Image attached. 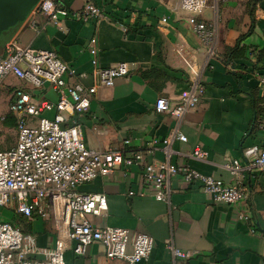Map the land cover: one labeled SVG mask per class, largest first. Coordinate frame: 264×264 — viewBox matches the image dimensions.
Listing matches in <instances>:
<instances>
[{
	"label": "crops",
	"instance_id": "obj_1",
	"mask_svg": "<svg viewBox=\"0 0 264 264\" xmlns=\"http://www.w3.org/2000/svg\"><path fill=\"white\" fill-rule=\"evenodd\" d=\"M172 1L61 0L60 7L67 11L91 3L101 17L50 21L37 14L36 28L23 25L10 42L55 52L76 75L86 76L84 85L96 86L89 111L74 119L88 149L125 155L138 152L144 163L156 164L165 160L162 141L170 138L172 164L246 191L245 199L233 205L214 203L198 184L187 185L177 175L170 180L166 201H157L150 189L141 186V165L119 167L78 188L80 193L106 195L107 216H90L92 224L152 237L153 250L138 264H169L172 257L167 244L190 253L185 264H264V169L245 156L253 146L264 149V92L257 78L264 72V0L209 2L201 16L214 28L212 56L190 31L187 15L170 11ZM178 45L193 53L196 75L182 67L175 54ZM119 62L129 64V73L115 79L111 88L99 86L96 68ZM195 86L203 93L192 112L174 118L155 111L157 99L174 105L183 91H194ZM18 87L37 98L56 100L48 86L39 91L12 76L2 80L0 118L5 120L0 119V151L16 142L15 116L8 113L7 105ZM12 128L13 141L5 142L3 132ZM178 135L186 141H179ZM195 148L206 153L205 159L191 156ZM232 161H238V170L229 169ZM130 191L136 196L128 197ZM10 221L24 234L33 235L39 248L53 247L50 214L29 221L14 213ZM73 247L72 242L64 253L67 263L128 264L107 259L98 243L89 245L81 256L74 254Z\"/></svg>",
	"mask_w": 264,
	"mask_h": 264
},
{
	"label": "built area",
	"instance_id": "obj_2",
	"mask_svg": "<svg viewBox=\"0 0 264 264\" xmlns=\"http://www.w3.org/2000/svg\"><path fill=\"white\" fill-rule=\"evenodd\" d=\"M210 1L220 4L229 0H173L170 11L187 15L190 31L200 40L206 53L212 56L214 28L201 16ZM60 2L40 0L23 25L35 29L37 14L50 21H57L59 17L77 21L101 17L98 8L91 3L77 11H67L60 7ZM94 43L92 39L90 44ZM4 51L0 57V82L12 76L33 90L41 91L48 86L56 100L37 98L19 87L11 92L7 111L15 116L16 142L12 148L0 151V208L13 209L29 221L46 219L50 214L55 243L50 248H39L33 235L24 234L0 218V264H76L64 260V253L72 242L77 256L83 255L89 245L98 243L104 247L107 259L124 260L128 264H138L147 259L154 247L152 237L125 228L92 224L90 216H107L106 195L78 191L80 186L92 182L97 176L109 175L119 167L141 165V186L150 189L157 201H166L170 180L177 175L187 185L198 184L214 203L233 205L245 199L243 188L203 175L188 166L172 164L169 161L170 138L162 141L165 160L156 164L144 163L143 155L138 152L125 155L119 151L88 149L82 139L81 127L74 119L89 111L96 86L84 85L82 80L86 76L76 75L53 51L33 50L13 42L6 44ZM91 54H95L94 49ZM175 54L186 72L196 75V61L191 50L178 45ZM129 71L128 63L119 62L97 67L95 75L99 86L111 88L115 79L126 76ZM72 78L76 80L69 82ZM257 78L264 92V72ZM202 93L203 89L198 86L194 91H183L174 105L165 98H159L155 102V111L180 118L196 109ZM46 113H52V116H46ZM0 119L4 121L5 117ZM177 139L186 141L182 135ZM153 144L156 145L157 141ZM191 156L203 160L206 153L195 148ZM245 156L252 160V165L264 169V149L253 146ZM229 169L238 170V161H232ZM127 196L133 197L136 193L130 191ZM166 248L172 257L169 264H185L190 258V253L171 244Z\"/></svg>",
	"mask_w": 264,
	"mask_h": 264
},
{
	"label": "water",
	"instance_id": "obj_3",
	"mask_svg": "<svg viewBox=\"0 0 264 264\" xmlns=\"http://www.w3.org/2000/svg\"><path fill=\"white\" fill-rule=\"evenodd\" d=\"M40 0H0V49H4Z\"/></svg>",
	"mask_w": 264,
	"mask_h": 264
},
{
	"label": "rangeland",
	"instance_id": "obj_4",
	"mask_svg": "<svg viewBox=\"0 0 264 264\" xmlns=\"http://www.w3.org/2000/svg\"><path fill=\"white\" fill-rule=\"evenodd\" d=\"M14 136H15V131L13 128L9 129L8 131L3 132V139L5 142L8 140L13 141ZM14 213H16V212L13 209L0 208V218L4 221L11 222L10 219Z\"/></svg>",
	"mask_w": 264,
	"mask_h": 264
}]
</instances>
